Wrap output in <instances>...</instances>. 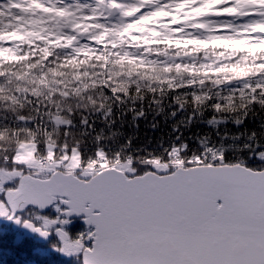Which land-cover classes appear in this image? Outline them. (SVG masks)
<instances>
[{"label": "snow or ice", "instance_id": "6c2138e0", "mask_svg": "<svg viewBox=\"0 0 264 264\" xmlns=\"http://www.w3.org/2000/svg\"><path fill=\"white\" fill-rule=\"evenodd\" d=\"M240 3L165 0L163 7L196 5L183 13L185 19L206 13L232 16ZM163 7L150 12L134 8L124 15L135 12L140 23L155 17H170L165 26L181 23L180 13ZM219 23L233 25L231 19ZM238 26L264 39V11L243 12ZM215 31L206 41L181 42L204 45L226 38L224 28ZM175 107L162 114L171 113L170 120L147 122L153 132L168 128L147 141L116 131L123 117L147 121L151 115L143 106L133 104L132 111L122 115L115 109L107 116L82 112L83 119L73 125L84 132L86 149L65 148L57 160L58 147L36 144L42 158L56 161L41 165L43 171L21 162L18 151L0 155V220L41 239L54 237L53 250L76 256L81 264H264V137L256 131L264 133V124L248 127V116L216 123L214 116L183 114ZM98 120L105 124L98 126ZM34 123L41 133L51 131L43 117ZM109 128L119 139L106 145ZM232 129H243L239 139ZM60 130H65L63 125ZM90 137L93 143L88 145ZM81 215L91 230L73 237L66 229L73 216Z\"/></svg>", "mask_w": 264, "mask_h": 264}, {"label": "trees", "instance_id": "16d2710c", "mask_svg": "<svg viewBox=\"0 0 264 264\" xmlns=\"http://www.w3.org/2000/svg\"><path fill=\"white\" fill-rule=\"evenodd\" d=\"M242 1L245 6L253 3ZM163 4L156 0L143 2L147 12L162 8ZM194 7L190 4L183 9L179 19ZM43 10H39L41 14ZM163 10L176 14L174 6ZM139 19V14L133 12L116 25L93 27L86 19L80 24L74 22L73 26L83 32L80 41L70 39L75 34L70 28L57 35L34 29L0 33V155L11 154L30 142L35 149L36 144L58 147L56 158L65 148L86 149L84 132L73 125L83 119L82 112H103L107 116L115 109L117 115H122L131 112L133 104L137 108L143 106L151 117L136 122L123 117L117 122L116 131L138 136L141 141L168 131L162 126L153 132L147 122L170 120L171 113L167 117L162 114L171 106H176V112L183 109V114L214 116L216 123H235L248 116L246 126L264 124V39L253 38L250 29L227 28L226 38L220 43H205L203 48L193 43L178 46L165 43V37L169 41H206L217 33L206 28L191 32L181 23L165 26L170 17H159L147 24ZM85 24L89 25L87 31L77 27ZM130 24L143 30L134 28L119 35ZM153 33L156 35L151 36V42H145ZM102 35L103 39L98 40ZM39 117H43L50 132L41 133L35 126ZM175 119L179 123V113ZM102 124L105 122L98 120V126ZM61 125L64 131L60 130ZM232 131L239 139L243 129ZM256 131L264 137L259 128ZM108 132L104 137L106 145L109 140L115 143L119 139L110 128ZM92 143L90 137L88 145ZM36 155L40 156L37 152ZM0 227V264H81L76 256L38 251L39 247L55 245L54 237L44 244L30 237L16 243L17 228L9 223ZM66 230L75 237L87 229L75 221Z\"/></svg>", "mask_w": 264, "mask_h": 264}, {"label": "rangeland", "instance_id": "374dc122", "mask_svg": "<svg viewBox=\"0 0 264 264\" xmlns=\"http://www.w3.org/2000/svg\"><path fill=\"white\" fill-rule=\"evenodd\" d=\"M140 0H0V33L4 31L15 32L29 29L32 32V29L36 31L42 30L45 32L58 34V29L64 30L65 28H70V23L74 19H76V15L79 17L76 19V22L81 23L80 20L84 17H90V21L99 24L105 25L109 23L110 25H115L117 20L112 18L109 22L105 21V15L107 11L112 7H120L123 6V10L130 11L137 4L141 3ZM165 0L161 3H164ZM19 3L21 6V10L11 9V4ZM242 3V1H241ZM36 7H33V6ZM38 5V6H37ZM120 5V6H119ZM45 7V12L49 13V11H54V15L50 16L49 14H41L38 11V7ZM241 5V9L236 13H233L232 16H221L215 17L210 16L207 13L202 16H192L191 18L185 20L182 18L181 26L192 27L195 24L204 23L207 26L206 29H210V31L215 30L219 27H228L232 30L241 29L240 27L242 21V13L248 10H259L264 11V4L259 6L251 4V6ZM14 7V5H12ZM162 7V6H161ZM218 6L213 5L212 8H216ZM25 13L31 14L30 16H26ZM72 15H75L74 17ZM124 15H120L118 19ZM231 19L233 21V25L225 26L220 21H225ZM62 25V26H60ZM37 26V28H35ZM72 30L74 31V35L77 36V40L80 41L79 35H82L73 24L71 25ZM187 30V29H185ZM76 40V41H77ZM243 83V82H241ZM48 149L51 150L53 147L51 145L48 146ZM75 150V149H73ZM22 155L23 159L21 162L26 163L28 166L35 168L37 171H43L39 165V157L36 155L35 145L33 143H24L22 144L18 150ZM50 164H55V160H50ZM60 158H57L59 160ZM73 165L78 164V160L74 159L72 161ZM1 229V227H0ZM44 244V243H41ZM39 252L52 253L54 252L53 246L49 245L46 247H39ZM62 255V254H61ZM65 256V255H63ZM72 255H68L66 257H70Z\"/></svg>", "mask_w": 264, "mask_h": 264}, {"label": "clouds", "instance_id": "9594fccd", "mask_svg": "<svg viewBox=\"0 0 264 264\" xmlns=\"http://www.w3.org/2000/svg\"><path fill=\"white\" fill-rule=\"evenodd\" d=\"M33 7H36V6L34 5ZM182 11H183V9H176V12H177V13H181ZM190 15H194V14H190ZM156 18H159V17H155V18H153V19H156ZM188 18H189V16H186V17H185V19H188ZM149 22H150V21H144V22H142V24H147V23H149ZM92 26L95 27V25H92ZM77 27H83V28L85 29V31H87L89 25H87V24H85V25H78ZM134 28H135L136 30H138V31H142V30H143V29H141V28H138L136 25H133V26H131V27L125 29L124 32L120 33L119 35L126 34L128 31H132ZM154 35H156V34H155V33L150 34V37H149L145 42H151V36H154ZM97 39H98V40H99V39H103V35L100 36V37H97ZM164 42H165V43L177 44L178 46L181 45V44H187V43H188V42H180V41H169V40L167 39V37H165ZM196 47H197V48H203L204 45H197ZM86 54H87V53H85V55H86ZM82 62H83V61H82Z\"/></svg>", "mask_w": 264, "mask_h": 264}, {"label": "water", "instance_id": "95a60500", "mask_svg": "<svg viewBox=\"0 0 264 264\" xmlns=\"http://www.w3.org/2000/svg\"><path fill=\"white\" fill-rule=\"evenodd\" d=\"M116 12H117L116 9H115V8H112V9L110 10V12H109L107 18H110V16H111L112 14H116ZM49 210H50V209H47L46 211H49ZM72 219H79L80 224L86 227V225L83 223V215L78 216V217H77V216H73ZM0 221H1V222H4L3 220H0ZM87 228L90 229V226H87ZM22 232H23L25 235H29V236H30V234L24 232L23 230H22ZM15 240H16V242H18V241L20 240V236H17ZM35 240L38 241V242H45L47 239L45 240V239H41V238H38V237L35 236Z\"/></svg>", "mask_w": 264, "mask_h": 264}]
</instances>
